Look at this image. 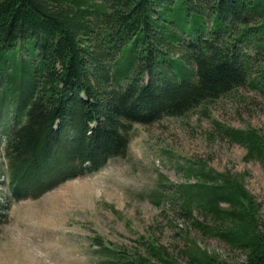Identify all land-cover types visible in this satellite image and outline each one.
Masks as SVG:
<instances>
[{"label": "trees", "instance_id": "trees-1", "mask_svg": "<svg viewBox=\"0 0 264 264\" xmlns=\"http://www.w3.org/2000/svg\"><path fill=\"white\" fill-rule=\"evenodd\" d=\"M0 78V106L9 98L12 110L11 199H39L125 157L133 124L185 116L246 86L264 94V0H0ZM220 128L264 169L260 130ZM207 167L188 169L184 215L243 250L242 264H264L260 205L238 177ZM9 202L0 200V231ZM149 239L131 251L96 238L98 264L178 263Z\"/></svg>", "mask_w": 264, "mask_h": 264}, {"label": "rangeland", "instance_id": "rangeland-1", "mask_svg": "<svg viewBox=\"0 0 264 264\" xmlns=\"http://www.w3.org/2000/svg\"><path fill=\"white\" fill-rule=\"evenodd\" d=\"M8 101L0 106L1 201L7 200L9 185V128L3 127L12 115ZM224 126L252 127L264 134V94L246 86L185 116L133 124L125 157L70 179L39 199L9 202L8 223L0 231V264H98L96 238L105 247L133 251L144 250L143 241L152 237L177 264H192L184 251L197 255V264H204L207 256L242 264L243 250L198 232L181 209L179 190L194 182V177L187 178L188 169L206 163L208 169L241 180L260 205L264 222V169L258 161H244L247 150L220 132ZM160 193L164 198L157 205ZM193 216L211 225L204 214L195 211Z\"/></svg>", "mask_w": 264, "mask_h": 264}]
</instances>
